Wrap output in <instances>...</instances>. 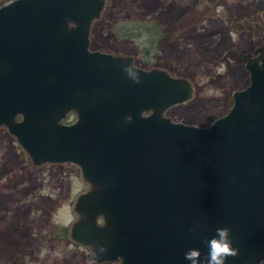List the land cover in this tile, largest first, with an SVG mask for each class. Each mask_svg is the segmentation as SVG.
<instances>
[{"label":"water","instance_id":"95a60500","mask_svg":"<svg viewBox=\"0 0 264 264\" xmlns=\"http://www.w3.org/2000/svg\"><path fill=\"white\" fill-rule=\"evenodd\" d=\"M105 3L0 5V126L33 164L80 166L89 185L74 200L69 235L98 262L191 264L185 253L199 249L203 260L218 227L239 250L226 264L261 261L264 46L241 55L248 82L224 114L205 126L172 121L165 108L193 96V83L88 49ZM70 108L77 115L66 124Z\"/></svg>","mask_w":264,"mask_h":264},{"label":"rangeland","instance_id":"374dc122","mask_svg":"<svg viewBox=\"0 0 264 264\" xmlns=\"http://www.w3.org/2000/svg\"><path fill=\"white\" fill-rule=\"evenodd\" d=\"M105 2L90 28L91 48L193 83V96L165 108L172 121L205 126L224 114L232 90L248 82L241 55L264 46V0ZM88 185L77 163L33 164L0 126V264H91L92 248L69 235L79 217L74 200Z\"/></svg>","mask_w":264,"mask_h":264},{"label":"clouds","instance_id":"9594fccd","mask_svg":"<svg viewBox=\"0 0 264 264\" xmlns=\"http://www.w3.org/2000/svg\"><path fill=\"white\" fill-rule=\"evenodd\" d=\"M131 66H127L125 70L127 71ZM133 81L139 83V76L133 77ZM190 230L195 231V228ZM215 231L216 234L207 241L208 253L203 260H201V251L196 248L189 249L185 253V259L190 261L191 264H226L228 257L237 256L239 250L233 247V241L230 239V229L218 227ZM100 251L104 252L105 249L101 248ZM97 262V259L93 258L91 264H97Z\"/></svg>","mask_w":264,"mask_h":264},{"label":"flooded vegetation","instance_id":"af4514ba","mask_svg":"<svg viewBox=\"0 0 264 264\" xmlns=\"http://www.w3.org/2000/svg\"><path fill=\"white\" fill-rule=\"evenodd\" d=\"M90 36H89V45H88L89 47H88V49H90V50L98 49V48H91L92 46L90 45ZM99 50H101V49H99ZM103 51H105V50H103ZM108 52H110V51H108ZM122 55H128V54H122ZM131 64L134 65V66H136V67H139V68H142L143 69V67H140V66H138V65H136V64L133 63L132 57H131ZM144 69H147V68H144ZM76 112H77L76 110H74L73 108H70L69 111L66 112L65 116L61 119V121H63L66 124H70L72 122H75L74 120L76 119V115H77ZM18 117H20V115H18Z\"/></svg>","mask_w":264,"mask_h":264}]
</instances>
